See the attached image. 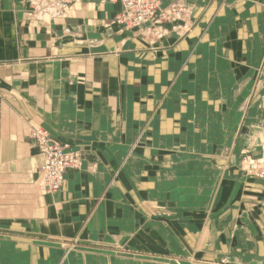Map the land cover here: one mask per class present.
Returning <instances> with one entry per match:
<instances>
[{"label":"crops","instance_id":"crops-1","mask_svg":"<svg viewBox=\"0 0 264 264\" xmlns=\"http://www.w3.org/2000/svg\"><path fill=\"white\" fill-rule=\"evenodd\" d=\"M38 2L0 0V264H264V0H161L185 15L147 32ZM37 128L80 154L57 192Z\"/></svg>","mask_w":264,"mask_h":264},{"label":"built area","instance_id":"built-area-1","mask_svg":"<svg viewBox=\"0 0 264 264\" xmlns=\"http://www.w3.org/2000/svg\"><path fill=\"white\" fill-rule=\"evenodd\" d=\"M78 0H39L38 11L33 18H59L64 11ZM100 2L118 3L120 12L114 22L124 30L147 32L153 27L159 28L164 22H176L185 13V8L177 2L162 7L161 0H99ZM32 10L28 13L31 17ZM30 139L42 157V164L37 168L42 177L45 190L57 192L64 182L68 170L78 169L81 164L80 154L70 150L54 140L43 128L31 131ZM251 173L257 179L264 180V168ZM250 174V173H249Z\"/></svg>","mask_w":264,"mask_h":264},{"label":"rangeland","instance_id":"rangeland-1","mask_svg":"<svg viewBox=\"0 0 264 264\" xmlns=\"http://www.w3.org/2000/svg\"><path fill=\"white\" fill-rule=\"evenodd\" d=\"M184 15L185 14H182L181 17H183ZM164 23H168V22L165 21ZM241 156L242 157H241L240 163H241V167H242V169H243V171H244L245 174L254 177L251 174V173H253L252 172V167H253V170H255V172H256V170H259L260 171L261 169L264 168V154L263 155H260V156H252L250 153L246 152V153H243Z\"/></svg>","mask_w":264,"mask_h":264}]
</instances>
